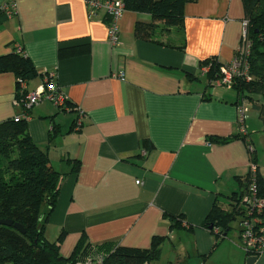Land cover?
<instances>
[{
  "label": "crops",
  "instance_id": "1",
  "mask_svg": "<svg viewBox=\"0 0 264 264\" xmlns=\"http://www.w3.org/2000/svg\"><path fill=\"white\" fill-rule=\"evenodd\" d=\"M3 3H14L15 13L0 12V55L29 58L37 73L25 80L27 92L50 77L67 99L61 108L43 100L26 119L33 143L62 175L57 202L42 216L48 240L64 232L60 254L68 257L82 234L87 244L130 248H148L162 236L154 264H245L230 231L219 237L201 225L214 201L229 207L249 169L247 141L234 136L245 108L252 144L246 121L256 111L233 89H216L223 87L214 81L208 86L202 64L234 58L246 19L243 1L188 2L182 26L154 22L148 40L137 38L134 26L153 22L151 16L125 9L115 44L106 10L90 14L86 0ZM17 90L15 74L0 72V122L24 113ZM78 117L81 124L73 128ZM169 216L181 217L179 226ZM261 254L253 264L264 262Z\"/></svg>",
  "mask_w": 264,
  "mask_h": 264
},
{
  "label": "trees",
  "instance_id": "2",
  "mask_svg": "<svg viewBox=\"0 0 264 264\" xmlns=\"http://www.w3.org/2000/svg\"><path fill=\"white\" fill-rule=\"evenodd\" d=\"M193 1L195 0H123L125 9L144 12L151 16L153 22H136L134 26L135 36L144 40L151 37L154 22H161L166 28L182 26L183 7ZM242 1L248 21V37L251 41L248 57L251 79L249 81L237 79L230 89L235 91L239 100L246 99L251 102L264 126V104L255 102L251 96L256 94L264 99V40L261 37L264 31V0ZM202 64L207 67L204 74L209 82L208 86L211 87L212 81L219 76L222 64L214 57L206 59ZM3 71H12L17 80L24 81L33 78L37 73L29 58L21 52L0 55V72ZM17 89L19 106L27 113L30 108H26L22 101L27 91L25 88L21 89L18 81ZM75 121L76 119L73 128ZM57 132L59 128L54 125L53 133ZM52 135L50 134V137ZM234 137H241L247 141V146L252 147L250 160L257 164L255 150L247 140V133L238 132ZM227 140L229 137L219 138L217 141ZM143 147L150 150L153 145L149 139H145ZM73 163L76 169L78 162ZM61 178L62 175L53 168L46 152L33 143L25 118L11 117L0 122V219L19 223L24 229L22 233L12 225L0 224V264H74L95 251L105 254L102 264H150L158 260L161 243L164 240L162 236H154L148 248H130L116 244H87L82 234L71 254L68 257L62 256L59 248L64 232H61L56 240H48L44 233L46 218L42 217L43 209L48 208L49 213L57 202ZM238 180L242 189L239 193L231 195L233 202L229 207L223 208L214 201L201 224L211 232L215 231L219 237L231 230V222L236 216L240 221L245 215L244 209L240 206V199L249 184V172L243 180ZM256 185L259 195L264 196V176L259 173V169L256 174ZM262 217L264 220V210ZM169 218L173 226H177L181 221L179 216ZM245 256L247 258L249 253L245 252Z\"/></svg>",
  "mask_w": 264,
  "mask_h": 264
},
{
  "label": "built area",
  "instance_id": "3",
  "mask_svg": "<svg viewBox=\"0 0 264 264\" xmlns=\"http://www.w3.org/2000/svg\"><path fill=\"white\" fill-rule=\"evenodd\" d=\"M86 3L90 14L94 13V11L99 7L106 10L107 17L110 21L108 39L112 44H115L117 42L118 33L117 22L125 10L124 2L121 0H86ZM0 12L6 14L8 17L14 15V3H3L0 5ZM247 25V19L242 21L241 40L236 49L235 56L231 61L220 66L219 76L213 82L214 86L216 85L224 88H230L237 79H243L245 81H249L251 79L248 61L251 41L248 37ZM261 37L264 40V31L262 32ZM116 76L120 80H124L122 72L117 73ZM17 81L21 89H24L25 81L23 79H18ZM43 100H48L59 108L65 107L67 99L50 77H46L43 84L37 89L27 92L22 101L26 108H30ZM16 104L19 105V102L17 101ZM244 110L245 108H241L239 116V122L241 125L239 132L241 134H246L243 123ZM18 117L27 119V113L24 112L21 116H17L16 118ZM80 124L81 120L78 117L74 126L79 127ZM248 150L251 152L252 147L249 146ZM248 168L250 181L245 193L240 199V206L244 209L245 213L239 221L240 241L244 252L249 253V256H258L264 252V220L262 217L264 210V196L259 195L258 187L256 185V174L258 169L257 164L250 160ZM136 183H139V181H136ZM104 257L105 254L103 252L95 251L86 256L84 259L76 261L74 264H102Z\"/></svg>",
  "mask_w": 264,
  "mask_h": 264
},
{
  "label": "rangeland",
  "instance_id": "4",
  "mask_svg": "<svg viewBox=\"0 0 264 264\" xmlns=\"http://www.w3.org/2000/svg\"><path fill=\"white\" fill-rule=\"evenodd\" d=\"M202 82H204V81L201 80V83ZM216 89L228 90V89H225L224 87L223 88H216ZM253 100L255 102L264 104V99L260 95H254ZM255 113H257V112H255ZM255 113L251 114V117L246 122L249 126V134H250V137L252 140L253 148L256 150L257 157H258V160L260 163V168L264 174V126H263L261 119L258 116H256ZM238 230H239V217L236 216L235 219L232 220V222H231L230 235H232L235 238V241L239 245L240 249H242L241 241H239V243H238V241L236 240V237L239 233ZM242 251L244 252L243 249H242ZM166 252H168V250ZM223 252H224L223 255L225 257H228L229 253H230V249L228 247H225L223 249ZM263 255L264 254L262 253L261 256H263ZM259 259L260 260H258V262H256V263H259V264L263 263L264 264L263 260H261V258H259ZM154 263H156V262H153V264Z\"/></svg>",
  "mask_w": 264,
  "mask_h": 264
},
{
  "label": "water",
  "instance_id": "5",
  "mask_svg": "<svg viewBox=\"0 0 264 264\" xmlns=\"http://www.w3.org/2000/svg\"><path fill=\"white\" fill-rule=\"evenodd\" d=\"M0 224L7 225V226H13L14 228L18 229L20 232H24L23 227L19 223H13L11 220L8 219H0ZM257 260V256L251 255L248 256L245 260V264H253Z\"/></svg>",
  "mask_w": 264,
  "mask_h": 264
}]
</instances>
